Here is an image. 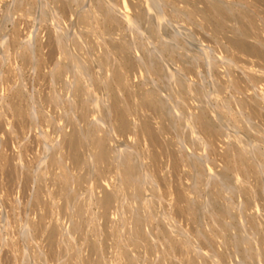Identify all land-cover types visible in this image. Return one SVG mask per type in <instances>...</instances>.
I'll return each mask as SVG.
<instances>
[{"label": "rangeland", "instance_id": "rangeland-1", "mask_svg": "<svg viewBox=\"0 0 264 264\" xmlns=\"http://www.w3.org/2000/svg\"><path fill=\"white\" fill-rule=\"evenodd\" d=\"M0 264H264V0H0Z\"/></svg>", "mask_w": 264, "mask_h": 264}, {"label": "bare ground", "instance_id": "bare-ground-1", "mask_svg": "<svg viewBox=\"0 0 264 264\" xmlns=\"http://www.w3.org/2000/svg\"><path fill=\"white\" fill-rule=\"evenodd\" d=\"M76 92H77V91H76ZM88 111H89V110H88ZM84 115H85V114H84ZM86 116H87V115H86ZM72 142H73V141H72ZM70 143H71V142H70ZM99 144H100V143H99ZM68 145H69V144H68ZM75 147H77V146H75ZM78 149H79V148H78ZM103 149H104V148H103ZM107 150H108V149H107ZM107 150H105V152H106ZM74 152H75V151H74ZM76 154H77V153H76ZM109 154H110V153H109ZM104 155H105V154H104ZM106 155H107V154H106ZM105 158H106V157H105ZM76 159H77V158H76ZM109 159H110V158H109ZM78 160H79V159H78ZM78 160H77V161H78ZM101 160H102V159H101ZM103 162H104V161H103ZM100 164H101V163H100ZM106 165H107V164H106ZM101 168H102V167H101ZM106 168H107V167H106ZM103 172H104V171H103ZM105 176H106V175H105ZM100 177H101V176H100ZM100 181H101V180H100ZM101 186H102V185H101ZM100 197H101V196H100ZM109 197H111V196H109ZM109 197H108V198H109ZM102 198H103V197H102ZM108 198H107V199H108ZM110 199H111V198H110ZM101 200H102V199H101ZM103 201H104V199H103ZM106 201H107V200H106ZM110 202H111V201H110ZM106 203H107V202H106ZM106 203H105V204H106ZM109 205H110V204H109ZM100 206H101V205H100ZM107 208H108V207H107ZM103 209H104V208H103ZM103 211H104V210H103ZM108 211H109V210H108ZM101 212H102V211H101ZM102 213H103V212H102ZM106 215H107V214H106ZM107 216H108V215H107ZM108 218H110V217H108ZM110 221H111V219H110ZM109 223H110V222H109ZM104 226H105V223H104ZM111 228H112V227H111ZM108 231H109V230H108ZM110 236H111V234H110ZM110 236H109V237H110ZM109 241H110V240H109ZM108 243H109V242H108ZM72 263H73V262H72Z\"/></svg>", "mask_w": 264, "mask_h": 264}]
</instances>
